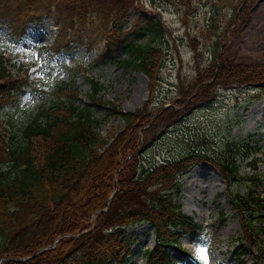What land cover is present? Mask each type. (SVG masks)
Returning a JSON list of instances; mask_svg holds the SVG:
<instances>
[{"label": "trees", "instance_id": "obj_1", "mask_svg": "<svg viewBox=\"0 0 264 264\" xmlns=\"http://www.w3.org/2000/svg\"><path fill=\"white\" fill-rule=\"evenodd\" d=\"M232 1L241 24L255 0ZM132 4L133 0H0V21L18 37L28 22L50 16L56 27L51 46L55 51L88 38L91 29L108 50L119 43ZM135 16L143 22L138 32L147 39L128 37L120 47L117 44L115 52L124 54L117 61L125 69L142 71L153 90L161 81L164 60L156 40L165 27L147 12L137 11ZM214 42L220 43L218 38ZM206 69L209 73L194 77L200 85L192 102L186 100L190 86L178 89L183 95L173 102L180 108H163L162 100L151 110L146 104L123 110L108 101L106 115L117 114L125 124L117 133L102 135L97 129L99 119L91 104L101 106L103 101L98 95L101 83L93 76L87 78L88 104H77V87L73 81L64 82L68 97L39 108L19 132L8 133L0 122V264H125L131 246L125 227L141 221L151 223L155 233L153 248L144 252L145 264H172L169 251L179 248L182 234L194 237L202 227L183 212L178 179L199 163L213 165L228 185L242 228L237 241L254 242L251 217L264 211V197L251 189L244 194L231 189L239 154H249L240 153L238 143L227 142L213 154L193 145L178 159L147 164L142 149L137 151L140 141L143 148L149 145L173 121L184 118L196 101L214 97L218 86L255 85L256 96L264 93V62L228 60L215 48L199 71ZM28 72L20 59L0 52V103L27 83ZM250 179L260 183L255 176ZM44 246L50 247L37 253ZM246 252L239 244L236 257Z\"/></svg>", "mask_w": 264, "mask_h": 264}, {"label": "rangeland", "instance_id": "obj_2", "mask_svg": "<svg viewBox=\"0 0 264 264\" xmlns=\"http://www.w3.org/2000/svg\"><path fill=\"white\" fill-rule=\"evenodd\" d=\"M137 11L157 16L165 27L162 37L156 40L164 60L161 81L153 90L148 77L137 69L123 68L117 59L124 54L115 52L128 37L147 39L138 32L143 22L135 20ZM129 16L119 34L118 46L108 50L103 49L102 40L91 29L88 38L55 51L51 46L56 27L50 16L28 22L18 37L11 34L7 23L0 21V52L20 59L29 70L27 83L0 103L2 127L8 133L19 132L22 123L39 108L67 98L69 87L64 82L73 81L77 87V104H88L87 78L93 76L101 83L98 95L103 101L101 106L91 104L94 116L99 119L97 129L102 135L113 134L125 124L117 114L106 115L108 101L123 110H136L145 104L151 110L162 100L163 108H180L173 102L183 95H179L178 89L190 86L192 92L186 100H194L191 96L200 85L194 77L209 73L207 69L199 70L210 60L215 48L228 60L264 62V0L252 3L247 19L241 24L232 0H133ZM217 38L219 45L214 42ZM215 91L214 97L196 101L184 118L173 121L149 145L143 148L145 143L140 141L137 151L142 149L144 164L159 163L182 157L193 145L213 154L227 142H236L240 153L249 154H239V169L229 180L231 189L243 194L251 189L264 197V93L256 96L255 85L245 84L218 86ZM251 176L260 183L250 179ZM178 179L181 208L202 227L194 237L182 234L179 248L169 251L172 264H264V211L251 217L256 240L247 244L244 240L237 241L242 237L239 215L218 170L209 163L194 164ZM125 230L131 242L125 264H145L144 252L155 243L152 224L141 221L126 226ZM239 244L247 252L237 258ZM33 255L13 260L22 261Z\"/></svg>", "mask_w": 264, "mask_h": 264}, {"label": "snow or ice", "instance_id": "obj_3", "mask_svg": "<svg viewBox=\"0 0 264 264\" xmlns=\"http://www.w3.org/2000/svg\"><path fill=\"white\" fill-rule=\"evenodd\" d=\"M201 251H203V250H201ZM204 259H207V257L205 256Z\"/></svg>", "mask_w": 264, "mask_h": 264}]
</instances>
